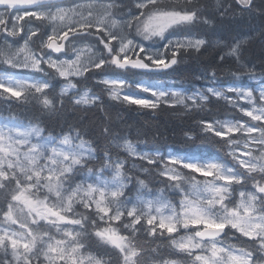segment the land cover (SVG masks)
<instances>
[{
	"label": "snow or ice",
	"instance_id": "6c2138e0",
	"mask_svg": "<svg viewBox=\"0 0 264 264\" xmlns=\"http://www.w3.org/2000/svg\"><path fill=\"white\" fill-rule=\"evenodd\" d=\"M228 15L264 0H0V264H264V60L244 55L264 27L202 67L206 87L166 79L221 47L199 28ZM117 106L187 118L183 144L215 151L120 137L121 158L83 119L112 139Z\"/></svg>",
	"mask_w": 264,
	"mask_h": 264
},
{
	"label": "trees",
	"instance_id": "16d2710c",
	"mask_svg": "<svg viewBox=\"0 0 264 264\" xmlns=\"http://www.w3.org/2000/svg\"><path fill=\"white\" fill-rule=\"evenodd\" d=\"M264 27V18L248 17V16H225L213 19L211 29L202 25L199 31L207 33L206 39L210 41L219 39L223 43L219 48H211L209 50L202 49L198 57H190L188 61L179 66L175 73H172L166 79L171 82L176 81L175 85L186 90L199 89L207 86V82L196 77L202 71L203 66L219 63L218 56L223 55L227 50L225 45L231 44L239 38L255 33ZM264 37H257L244 46L245 60L249 64H255L257 72L261 67V61L264 60ZM228 68L235 70V65L231 59L226 57ZM228 68L218 71V84L227 86L232 81ZM244 81L247 83V77ZM107 103H112L107 100ZM88 108V106H83ZM67 115L72 117L73 112L70 106L66 105ZM116 112H119V118H116ZM17 115L24 117L26 114L18 110ZM5 116L7 113L4 114ZM88 125L93 138L99 142L101 148L108 145L113 152H119L121 158L126 157V153L115 148L114 140L118 141L120 137H127L131 140L139 151L160 152L168 151H198V152H214L215 150L205 144H196L185 146L183 144V131L190 126L191 121L187 118L179 119L171 116L167 112H161L153 115L149 110L134 111L127 106H117L113 110V118L110 122L112 129V139H105L100 135V125L104 121V115L93 109L89 111L87 116L83 118ZM138 137L146 143H136ZM122 142V141H121Z\"/></svg>",
	"mask_w": 264,
	"mask_h": 264
},
{
	"label": "rangeland",
	"instance_id": "374dc122",
	"mask_svg": "<svg viewBox=\"0 0 264 264\" xmlns=\"http://www.w3.org/2000/svg\"><path fill=\"white\" fill-rule=\"evenodd\" d=\"M247 83H249V84H254L255 82H253V81H249V80H248ZM173 87H174V88H179V87H177L176 85H173ZM85 106H87V105H85ZM137 150H138V149H137Z\"/></svg>",
	"mask_w": 264,
	"mask_h": 264
}]
</instances>
